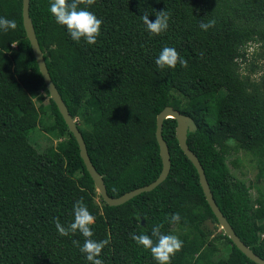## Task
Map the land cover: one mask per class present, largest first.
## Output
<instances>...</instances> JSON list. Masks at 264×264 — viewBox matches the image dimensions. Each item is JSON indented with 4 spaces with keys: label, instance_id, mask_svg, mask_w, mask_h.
Listing matches in <instances>:
<instances>
[{
    "label": "trees",
    "instance_id": "16d2710c",
    "mask_svg": "<svg viewBox=\"0 0 264 264\" xmlns=\"http://www.w3.org/2000/svg\"><path fill=\"white\" fill-rule=\"evenodd\" d=\"M50 2L30 0L29 15L50 77L77 120L107 193L118 196L158 176L156 115L172 105L197 125L185 142L201 162L218 207L264 258V192L252 199L249 186L234 179L225 162L229 149H244L264 170V63L255 52L248 60L242 50L248 42L264 46V0H78V7L103 20L94 44L72 40L49 11ZM21 8L22 0H0V16L16 21L14 29L0 31V264H91L80 252L85 238L79 231L62 236L55 227L56 219L65 225L74 219L72 206L81 198L95 217L92 238L109 241L99 254L104 264H157L132 239L133 232L151 235L155 224L183 240L169 264H258L224 232L218 247L215 239L204 244L195 231L198 222L217 219L196 168L176 142L174 118L162 126L171 159L166 178L118 205L100 195V203L94 201L93 180L49 97ZM161 10L169 13L168 27L150 35L141 15L147 12L154 21ZM210 19L215 24L200 27ZM166 45L187 65L157 67ZM258 70L263 74L256 81ZM37 124L64 138L60 150L32 145L28 133ZM177 212L180 220L172 221Z\"/></svg>",
    "mask_w": 264,
    "mask_h": 264
},
{
    "label": "clouds",
    "instance_id": "9594fccd",
    "mask_svg": "<svg viewBox=\"0 0 264 264\" xmlns=\"http://www.w3.org/2000/svg\"><path fill=\"white\" fill-rule=\"evenodd\" d=\"M49 11L54 15L55 21L58 24L66 26L72 40L79 41L81 38H83L89 44H94L97 41V37L100 35V26L103 23V20L102 18L98 17L95 12L90 11L88 8L78 7V0H51L49 4ZM155 17L156 18L153 21L149 19V14L147 12H144L141 15L143 24L150 35L158 34L166 30L168 27V12L164 10L158 11L156 12ZM213 24H215V20L210 19L206 22L202 21L200 27L203 29H208ZM15 27L16 21L14 19L0 16V31L7 32L10 28L14 29ZM155 63L159 68H164L166 66L174 68L177 63H179L181 66H186L188 61L184 56L180 55L174 47L166 45L159 51V54L156 56ZM72 118L78 127L77 120L73 116ZM35 134L36 133H33L34 136ZM72 211L74 219L68 222L67 225L62 224L59 219H56L55 227L58 233L62 236H65L69 233H75L79 231V233L85 238L83 243L79 245V249L80 252L84 254L86 261H90L91 264H104V261L99 254L101 253L102 248L108 244L109 241L107 239L96 240L92 238L93 229L91 225L95 220L94 215L89 211L88 206L83 202L82 198L76 200L73 203ZM171 220L178 222L180 220V214L178 212L173 213L171 215ZM160 228V224L153 225L151 229V235L146 232H133L132 239L136 242V244L142 245L145 249H149L152 257L157 261V264H169L171 257L181 249L183 240L180 239V237L176 234L161 232ZM153 237H156L155 241L153 240Z\"/></svg>",
    "mask_w": 264,
    "mask_h": 264
},
{
    "label": "water",
    "instance_id": "95a60500",
    "mask_svg": "<svg viewBox=\"0 0 264 264\" xmlns=\"http://www.w3.org/2000/svg\"><path fill=\"white\" fill-rule=\"evenodd\" d=\"M21 13H22V24L25 30V34L29 40L32 53L36 60L39 71L43 77L45 87L49 93L50 98L56 104L68 129L73 134V137H75L79 147V154L83 160L85 168L87 169L89 175L91 176L95 185V189L100 194L102 199L109 205H118L124 203L125 201L129 200L133 196L143 191H149L153 189L156 185H158L166 178L171 166V159H170L168 144L167 142H165L162 136V126H163V120L166 117H173L176 120V125H175L176 142H178V145L183 151V153L187 156V158L192 162V164L196 168L198 174V180L202 188L203 194L205 196L208 205L210 206L212 212L214 213L217 219V223L221 226L223 232L230 238V240L236 245V247L241 252H243L247 257H249L254 262L258 264H264V258L259 256L257 253H255L247 244L243 242V240H241V238L236 234V232L234 231L233 227L231 226L225 215L218 207L213 197L212 191L210 189L201 162L199 161L197 155L193 152V150L189 148L187 142H185V139L187 138V132L189 131L191 132L196 129L195 121L191 116L181 113L180 111L174 109L171 105L164 106L156 115L155 140L158 143L159 155L161 158V170L158 176L151 182L144 184L142 186L135 187L131 190L125 191L119 196H110L107 193L101 173L96 169L95 165L92 163V161L89 158L81 131L78 129L74 119L72 118L71 114L68 111L65 102L63 101V98L61 97L53 80L50 77L44 59L43 51L40 47L31 17L29 15V0H22Z\"/></svg>",
    "mask_w": 264,
    "mask_h": 264
},
{
    "label": "rangeland",
    "instance_id": "374dc122",
    "mask_svg": "<svg viewBox=\"0 0 264 264\" xmlns=\"http://www.w3.org/2000/svg\"><path fill=\"white\" fill-rule=\"evenodd\" d=\"M242 50L245 51L248 60L251 59L252 53H257L260 56V58H258L259 63L263 65L264 58H261V55L264 57V46H260V43L248 42L245 46H243ZM14 69L15 71L17 70L16 68ZM262 74L263 70H258L252 76L256 78V81H258L260 80ZM20 81L24 85H27L26 80L20 79ZM39 93H43V90L39 91ZM219 93H224V89H220ZM36 105H38L37 102ZM44 123L49 124L50 121H46ZM33 133L36 134L33 138L34 141H31V143L34 147L39 149L51 144L56 149H59L58 146L64 143V138L58 136V132L56 130L54 132L43 131L39 124L30 130L28 135L30 136ZM225 162L232 177L234 179L244 181L245 184L249 186V193L252 199H256L258 196V190L264 192L263 164L258 161L257 157H254L250 152H247L244 149H229V151L225 153ZM95 193L96 195L94 196V201L99 204V193L97 191H95ZM171 228L174 229L175 232L180 231L176 225H172ZM195 231L198 233L200 232L203 237L204 244H207L210 240L215 239V245L221 247V239H219V235L223 232V230L218 223H215L209 218L202 220L196 224Z\"/></svg>",
    "mask_w": 264,
    "mask_h": 264
}]
</instances>
